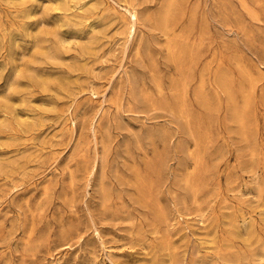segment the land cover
I'll return each instance as SVG.
<instances>
[{
  "label": "rangeland",
  "instance_id": "1",
  "mask_svg": "<svg viewBox=\"0 0 264 264\" xmlns=\"http://www.w3.org/2000/svg\"><path fill=\"white\" fill-rule=\"evenodd\" d=\"M0 264H264V0H0Z\"/></svg>",
  "mask_w": 264,
  "mask_h": 264
},
{
  "label": "bare ground",
  "instance_id": "2",
  "mask_svg": "<svg viewBox=\"0 0 264 264\" xmlns=\"http://www.w3.org/2000/svg\"><path fill=\"white\" fill-rule=\"evenodd\" d=\"M129 13H130V16L133 19V21H136L137 20V14L135 12H133V11H129Z\"/></svg>",
  "mask_w": 264,
  "mask_h": 264
}]
</instances>
